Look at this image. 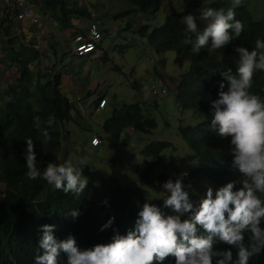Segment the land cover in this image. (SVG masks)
Returning a JSON list of instances; mask_svg holds the SVG:
<instances>
[{"label":"trees","instance_id":"16d2710c","mask_svg":"<svg viewBox=\"0 0 264 264\" xmlns=\"http://www.w3.org/2000/svg\"><path fill=\"white\" fill-rule=\"evenodd\" d=\"M37 1H39L37 9L43 13L47 11L49 16L58 20V25L62 28L71 25L72 16L89 15L86 6L76 0ZM125 1L132 5L131 9L150 10V13H154L163 0ZM0 7H3V4L0 3ZM209 7L227 12L233 5L232 0H212ZM234 11L235 18L242 19L244 24L241 36L225 48L212 50L205 47L198 55L191 51V45L182 44L186 37L195 40L197 35L184 30L180 21L182 11H169L158 25L149 29L147 23H142L137 29L139 34H146L147 41L155 52H162L165 49L175 50L177 56L174 63L178 66H181L185 60L188 61L187 69L180 73L179 79H171L174 83L172 89L174 101L186 113L185 117L191 120L184 127H179V133L193 152L194 171L210 180L217 189L233 180L239 182L242 177L230 168L231 138L221 139L216 128L211 125L213 119L211 101L218 98L219 82L222 77L218 73L211 75L209 69L215 68L219 72L231 68L235 74L238 65L229 57H219L218 52L232 53L238 59L236 47H246L251 51L255 49L257 39L264 41V17L252 19L244 4L235 7ZM11 20L6 16L0 18V33L6 36L0 44V64L3 68L11 65L15 67L14 77L0 89V183L2 184L0 264H35L34 257L41 251L38 248V240L43 234L41 229L43 225L54 226L53 235L58 241L72 236L78 247L85 249L96 244L109 243L113 229H117L121 235L126 234L134 227L138 213L132 209L126 212L125 202L121 196L108 198L106 204L103 201L97 203L94 198L93 183L89 179L83 193L75 197L71 193L65 194L55 190L43 179L30 180L26 176L25 139L33 140L37 167L41 171L49 162L60 165L62 162L57 153L61 140L69 135L64 122L76 123L75 115L77 114L79 118L83 115L80 114L81 110L60 91L59 71L45 70L40 66L42 53L31 42L24 43L20 39V33L10 31L13 26ZM202 31L203 29L200 30ZM258 52L261 53V50ZM224 83L226 91L228 85L226 81ZM249 91L264 101V71L254 72ZM101 96L103 97L102 94L98 95L94 102ZM137 110V101L128 103L124 107L123 103L118 107H112L109 115L102 120L101 131L96 134L101 138L103 133V136L110 138V143L114 145L117 142L121 145L115 129L118 122L138 130H143L147 126ZM50 115L55 117V123L48 129L52 139L45 142L43 136L34 127L33 118L38 116L41 121H46ZM42 127L46 125L42 124ZM169 144L168 141H154L144 146L143 158L134 167L138 179L146 181L152 166L163 164L164 160L158 153ZM149 155L151 159L147 160L146 157ZM108 168L111 185L118 191L132 193L139 200V209L148 202L160 207L166 214H171L169 209L163 207V200L168 195L166 192L149 202L146 190L131 176L121 171L116 163H109ZM158 176L163 178L164 174L160 173ZM236 187H240L239 183ZM257 195L264 200V193ZM73 209L81 213L75 219L68 215ZM110 217H115L112 226L101 231V227ZM188 218V214L181 217L182 220ZM250 235V233L245 234L246 246L250 243ZM227 247L219 241L216 244L218 249ZM232 251L235 260L237 250L233 248ZM66 259V255L61 253L60 264H66ZM164 264H175V258L168 257ZM249 264H264V253L251 257Z\"/></svg>","mask_w":264,"mask_h":264},{"label":"clouds","instance_id":"9594fccd","mask_svg":"<svg viewBox=\"0 0 264 264\" xmlns=\"http://www.w3.org/2000/svg\"><path fill=\"white\" fill-rule=\"evenodd\" d=\"M240 4L241 0H232L233 7L227 12L206 7L198 15H185L183 22L187 32L197 35L195 40L186 37L182 44L191 45V51L197 55L209 45L212 50L227 47L241 36L244 29L242 19L235 18L234 8ZM89 21L94 20L90 18ZM198 22H206L202 32ZM84 31H73L72 36ZM32 45L37 48L36 44ZM258 50H264V41L259 39L251 51L246 47L235 48L239 57L235 74L231 68L219 72L215 68L209 69L211 75L218 73L222 77L218 98L211 101V125L221 139L231 138L230 168L241 175L239 182L230 181L215 191L208 187L199 204L195 205L185 191L183 177L187 173H181L175 180L169 178L162 185L168 194L163 200V207L171 214L145 202L132 229L124 235L113 229L109 243L96 244L91 248L81 249L72 236L58 241L53 235L54 226L43 225V234L38 240L41 251L34 257L35 264H60L61 253L66 255V264H164L168 257H174L175 264H249L251 257L264 253V200L257 195L264 193V101L249 91L254 72L264 71V53ZM223 55L222 58L229 57L228 54ZM224 81L228 85L226 91ZM150 84L154 92L166 93L163 83L158 90L152 87L156 83ZM162 88L164 91H161ZM54 123L55 117L51 115L46 121H41L38 116L33 118L34 127L45 142L52 139L48 129ZM25 142L26 176L30 180L43 179L55 190L71 193L75 197L83 193L88 178L83 176L82 168L49 162L41 171L37 167L33 140L26 138ZM99 143L98 139L93 140L94 145ZM238 183L239 188L236 187ZM80 214L77 209L68 213L73 219ZM185 214L189 218L182 220ZM114 219L110 217L100 230L111 227ZM246 233L251 234L247 246L244 243ZM218 241L228 247L216 248ZM233 248L237 250L235 260Z\"/></svg>","mask_w":264,"mask_h":264},{"label":"rangeland","instance_id":"374dc122","mask_svg":"<svg viewBox=\"0 0 264 264\" xmlns=\"http://www.w3.org/2000/svg\"><path fill=\"white\" fill-rule=\"evenodd\" d=\"M70 1V0H69ZM86 6L89 15L72 16L70 19L79 31L86 30L90 18L97 24L101 38L93 53L83 56H73L69 52L70 35L58 31H51L48 21L43 33L31 35L34 25H21L25 36L20 39L36 44L42 53L40 66L45 70L56 69L60 73V91L65 94L80 109L83 117L75 115L74 121L64 122L69 135L61 140L59 152L62 164H72L82 168L83 176L87 177L94 187V198L97 203L121 196L125 202V211L139 212V200L129 192L118 191L108 179L109 163L114 162L121 171L131 176L135 182L146 190V197L152 202L164 193L163 183L169 178L175 180L181 173L185 190L195 205L204 197L208 187L217 189L215 184L205 177L197 174L193 169V152L187 146L179 133V127H184L190 119L174 101L171 79L178 80L180 73L187 69L188 61L181 66L174 63L177 56L175 50L165 49L155 52L147 41L146 34L141 35L138 27L147 23L149 29L161 23L169 11H182L180 21L186 30L183 17L189 13L198 15L200 10L209 7L212 0H163L154 13L150 10L139 11L131 9L132 5L125 0H76ZM246 6L250 17L254 20L264 17V0H241ZM39 3L37 4V6ZM40 23L42 13L35 8ZM51 20L54 17H51ZM243 23V22H242ZM16 26L15 23H13ZM71 26V25H69ZM206 22H198L199 31L204 29ZM148 29V30H149ZM44 30V29H43ZM70 32V31H69ZM73 31H71L72 33ZM148 32V31H147ZM1 38V37H0ZM57 43L60 48L55 54L48 44ZM211 49L210 45L207 47ZM264 53V50H261ZM219 57H224L218 53ZM234 64L238 65L237 58L228 54ZM156 71V73L154 72ZM15 75V67L0 66V89ZM161 80L166 93L154 92L150 83ZM102 94L106 104L97 110L94 99ZM79 98V99H78ZM138 104L137 113L145 122V129L138 130L130 125L116 124L117 142L110 143V138L101 137L99 145H90L88 138L93 133L99 134L102 120L107 117L112 107H123L131 102ZM149 120V121H147ZM117 139V141H118ZM168 141L169 145L163 147L158 155L163 158V164L152 166L149 178L141 181L135 176L134 167L143 158V148L148 142ZM147 160L151 156L146 157ZM164 174L163 178L158 175ZM190 186V187H189ZM2 184L0 183V195Z\"/></svg>","mask_w":264,"mask_h":264},{"label":"built area","instance_id":"2783aa9c","mask_svg":"<svg viewBox=\"0 0 264 264\" xmlns=\"http://www.w3.org/2000/svg\"><path fill=\"white\" fill-rule=\"evenodd\" d=\"M37 0H0L3 7H0V18L6 17L15 20L20 24H27L28 26H38L40 17L36 11ZM35 7V8H34ZM39 29V27H37ZM38 33V32H37ZM101 33L97 29L94 21H89L86 30L84 32H77L71 38L70 54L75 56H83L89 54L95 50V43L100 39ZM162 82L158 80L155 85H152L153 89L158 90ZM161 91H164L163 88ZM105 105V99L100 98L94 107L97 110L103 108ZM98 139L101 142V138L96 133H93L88 142L94 146L93 140Z\"/></svg>","mask_w":264,"mask_h":264},{"label":"crops","instance_id":"0c3cea01","mask_svg":"<svg viewBox=\"0 0 264 264\" xmlns=\"http://www.w3.org/2000/svg\"><path fill=\"white\" fill-rule=\"evenodd\" d=\"M39 3V2H38ZM37 3V4H38ZM35 8V7H34ZM42 12V11H41ZM43 13V12H42ZM44 13H47V11H45ZM91 15V14H90ZM92 16V15H91ZM71 18V17H70ZM72 19H70V21H71ZM48 21H51V23H49V25H50V29H51V31H55V33H56V35L58 34V31H62V33H66V34H69L70 35V37L72 36V33H71V31H79V29H80V27L79 26H77L76 25V23L74 22H72L71 21V26H66V27H64V28H62V27H60L59 25H58V20L56 21V18H54L53 20H51V18L48 16V17H46V16H43V22L44 23H40V21H39V24H38V26H35V29L33 30V31H31L30 33H31V35H34V34H36L37 32H38V34H40V33H43L45 30H46V28H47V23H48ZM11 22H12V24L13 23H15L16 24V26H14V24H13V26L10 28V31H13V33H20L21 35H24L25 36V30H24V28L21 26V25H23V24H20V23H18V22H16L15 20H11ZM37 27H39V29H37ZM44 29V30H43ZM70 31V32H69ZM84 31V30H83ZM0 44H1V42L3 41V39L6 37L4 34H2V33H0ZM2 40V41H1ZM69 40H70V38H69ZM24 43H26V41L24 42ZM60 48V46L55 42V43H53V44H48V49L47 50H51L54 54H55V52L57 51V49H59ZM0 55H1V51H0ZM0 66H1V64H0Z\"/></svg>","mask_w":264,"mask_h":264}]
</instances>
